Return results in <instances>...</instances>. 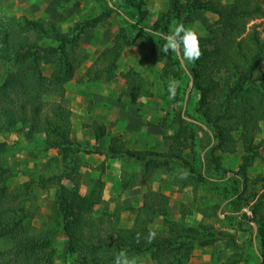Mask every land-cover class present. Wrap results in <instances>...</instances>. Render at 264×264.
<instances>
[{"label": "trees", "instance_id": "obj_1", "mask_svg": "<svg viewBox=\"0 0 264 264\" xmlns=\"http://www.w3.org/2000/svg\"><path fill=\"white\" fill-rule=\"evenodd\" d=\"M100 1L102 6L96 16H82L66 30L61 24L73 15V10L56 20L0 18V135L14 133L19 127L27 129L31 136L43 135L44 150L55 151L61 164L59 174L30 177L16 187H9L13 173L6 156L12 147L0 141V264H53L54 246L60 236L66 237L67 251L76 258L74 264H114L115 254L121 250L137 260L148 254L151 264H189L196 249L218 242L225 243L232 252L223 264H247L240 246L229 234L208 223L187 226L172 221L169 198L160 192L146 191L130 228L120 227L115 216H95V209L102 203L103 183L91 180L84 196L77 187L68 188L64 184L80 179L75 160L79 154L138 165L143 178L149 180L158 172L168 173L178 167L188 175L184 179L175 177L171 184L180 190L190 187L195 194L204 184H213V191L228 201L231 214L241 215L254 224L259 250L252 252V256L257 255L260 264H264V191H253L257 182L262 183L264 190V177L253 183L248 178L254 161L264 159V138L256 141L264 130V27L255 23L264 19V1L166 0L167 11L148 25L144 0H121L117 8L124 10L125 25L116 31L111 45L85 72L88 82L114 81L125 49L138 36L147 35L151 46L141 63L161 64L162 82L185 77L198 94L192 119L208 128V139L214 142L203 159L196 130L200 126L187 122L180 112L175 131L165 137V152L132 151L116 136L110 138L106 147H83L71 140L70 110L46 99L64 97L66 86L80 68L76 54L81 36L107 22L112 9L107 1ZM6 2L0 0V4ZM198 12L216 16V27L200 37L202 55L194 64L185 61L186 72L175 53L163 52L165 41L161 36L176 23L190 27L194 23L193 14ZM120 77L125 84L121 94L124 99L152 97L149 82L138 73L129 70ZM185 94L178 86L174 102H183ZM90 129L97 142L108 137L102 124L93 123ZM239 148L242 155L238 170L234 173L224 170L216 152L234 155ZM203 160L209 162L205 168ZM125 177L128 174H124L122 190L128 183ZM36 188L54 192L43 227L35 225L32 211ZM126 207L133 210L129 205ZM183 207V217L192 214V209ZM219 208L215 205L210 212L198 208L197 213L203 220L212 219L217 217ZM157 218L162 219L167 236L151 228ZM151 231L156 232V237L148 243Z\"/></svg>", "mask_w": 264, "mask_h": 264}, {"label": "rangeland", "instance_id": "obj_2", "mask_svg": "<svg viewBox=\"0 0 264 264\" xmlns=\"http://www.w3.org/2000/svg\"><path fill=\"white\" fill-rule=\"evenodd\" d=\"M107 1L112 11L107 22L102 27L87 30L80 38V46L76 57L80 68L74 79L66 86L63 98L50 97L46 100L64 105L71 112V140L83 147L104 146L109 144L111 137H119L122 144L132 151H157L167 150L165 137L171 135L176 129V118L179 112L189 123H197L196 129L202 144V159L208 155L214 142L208 139V128L193 120L194 110L197 107L198 94L193 89L192 82L185 77L177 80L179 86L186 92L184 101L176 104L174 98H169L167 90L169 81L160 79L162 65L159 63L142 64L145 53L151 46L147 35L138 36L135 41L123 52L117 70V78L110 83L88 82L85 77L86 70L93 64L97 56L112 43L116 31L125 25L124 10H119L121 0ZM144 10L147 12L146 24L152 25L161 13L167 11L166 0H144ZM264 1V0H262ZM264 4V3H263ZM100 0H7L0 4V18L25 17L29 20L51 19L56 20L61 14L73 10V15L61 24L66 30L78 19L96 16L100 11ZM194 23L190 26L197 31L200 37L207 35L209 30L216 27V16L211 13H194ZM264 27V19L255 21ZM181 61L182 68L187 71V64ZM133 70L149 82L151 98H140L136 101L126 100L121 97L125 87L122 73ZM187 111V114H186ZM93 123L106 127L108 137L97 142L91 132ZM264 138V130L256 141ZM0 141L6 142L12 150L6 156L7 166L11 169L13 177L9 187H16L26 182L30 177L39 179L61 171L60 158L55 151L44 150V136L28 134V130L19 127L16 132L0 135ZM221 158L222 168L228 172L238 170L242 155L241 148L234 155H225L216 152ZM186 157L190 155L187 153ZM79 165L80 179L78 181H65L68 188L77 187L81 195H86L89 182L99 179L103 185L102 203L94 212L95 216L103 214L118 218L119 226L130 228L140 208L143 196L147 190L160 192L169 198L170 219L181 222L187 226H198L202 223L210 224L217 230L229 234L241 248L243 260L247 264H260L254 252L259 250L255 238L256 228L249 220L241 215L235 216L229 212L228 201L223 196L213 191L214 185H203L196 194L188 187L183 190L171 184L175 177H180L184 171L178 167L172 172H158L152 180L143 178L140 166L114 160L105 156L79 154L76 157ZM208 160H203L204 168ZM124 174H128L127 187L122 190ZM231 176V173L228 174ZM264 177V159L254 161L249 169L250 182ZM213 181V180H210ZM253 191L262 193V183L257 182ZM53 190L36 188L33 195L32 211L35 216V225L43 227L46 220L47 209L53 199ZM127 205L133 210H128ZM215 205L220 206L217 217L203 220L197 212L198 208L208 209ZM193 210L192 214L183 217L184 207ZM247 210V209H246ZM246 212V211H245ZM249 215V213L247 212ZM151 228L159 235L167 236V228L163 226L162 219L157 218ZM68 244L65 236H60L55 243V256L53 264H74L75 256L67 251ZM253 252V253H252ZM232 254L225 247V243L218 242L212 247L196 249L189 264H223ZM248 255L252 256L250 259ZM137 264H151L148 254L141 256ZM246 264V263H243Z\"/></svg>", "mask_w": 264, "mask_h": 264}, {"label": "clouds", "instance_id": "obj_3", "mask_svg": "<svg viewBox=\"0 0 264 264\" xmlns=\"http://www.w3.org/2000/svg\"><path fill=\"white\" fill-rule=\"evenodd\" d=\"M165 43L162 46L164 53L171 51L175 53L179 59L187 63L194 64L202 55L200 49V36L197 31L190 27H185L183 23H176L173 28L166 34L161 36ZM176 80H170L168 84L169 98L175 96L177 87ZM187 172L181 175V179L186 178ZM139 236V234H137ZM156 237V232L151 231L148 234L147 242L151 243ZM114 264H137L136 257H130L125 250H121L115 254Z\"/></svg>", "mask_w": 264, "mask_h": 264}]
</instances>
